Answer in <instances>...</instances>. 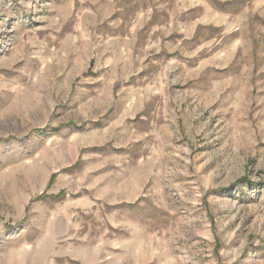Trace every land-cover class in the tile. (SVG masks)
<instances>
[{
	"label": "rangeland",
	"instance_id": "1",
	"mask_svg": "<svg viewBox=\"0 0 264 264\" xmlns=\"http://www.w3.org/2000/svg\"><path fill=\"white\" fill-rule=\"evenodd\" d=\"M0 264H264V0H0Z\"/></svg>",
	"mask_w": 264,
	"mask_h": 264
}]
</instances>
